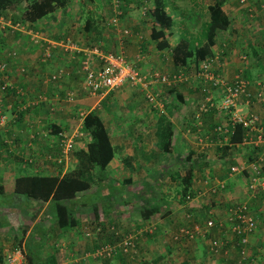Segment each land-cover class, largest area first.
Masks as SVG:
<instances>
[{
	"label": "crops",
	"instance_id": "crops-1",
	"mask_svg": "<svg viewBox=\"0 0 264 264\" xmlns=\"http://www.w3.org/2000/svg\"><path fill=\"white\" fill-rule=\"evenodd\" d=\"M87 1L90 2V0ZM193 1L197 0H190V5H195V2ZM214 1L215 0H199L200 8L197 9V11H199L200 13L203 10L204 14L205 12L207 13V16L204 17L203 21H200V25H202L204 21L209 19L207 7ZM220 1L222 9H224L233 19L231 25V30L233 29V31H231V36L226 35V32H224V36H222V38L217 37L216 43L213 46V54L210 56V58L213 57V70L222 73L228 80L232 81V78L235 74H242L240 71H244L243 67L241 66L242 63L241 61H239L235 65L236 69L231 78L229 79L227 77L229 75L230 67L233 65L232 60L235 59V55L231 53L227 54V51L229 50V46H232V43L237 36V32L235 31L236 29H238V33H240L241 31L242 35L248 32L249 37H247V44L250 45L248 47L251 53L254 55L253 57L255 58L253 64H257L256 62H259L264 65V56H262L261 54V52H264V32H261L262 36L258 35V32H260L259 29H262V27L259 26L258 29L257 26L254 25L252 29L250 28V31H248L247 28L243 29V20L241 21L240 16H238L240 20L237 19L238 12L244 11L246 18L248 20H252L251 18L254 11L256 13L258 11H262L263 15L264 11L258 6V0H245L246 2L244 3H239L238 0ZM151 2L152 1L149 0V2H144L143 4L139 5L140 12L144 17H142L141 19L134 17V24L140 22V25L137 24V26L139 27V29H141V31L139 30L136 32V39L140 42L139 46L143 49H146L144 48L143 44L151 40L150 32L146 30L142 32V29H145L146 27L151 28V24L153 23V20L150 18V16H147V14L145 13L146 8L151 5ZM184 2L185 0H167L166 9L170 12L171 8L175 9L171 12V15L174 18V23L171 26L172 29L170 30V32L168 31L169 29L166 30L168 32L167 38L170 46L174 45L177 42L182 28L180 25H182L183 27L186 26L188 28L189 23L184 22V20L187 19L188 21L191 20L193 22L189 26V28L196 27L199 24L198 20H200V14H198L197 16H193V18L190 19L184 16V12L187 13L188 16L190 14H193L192 11H187L181 8L180 5H177L184 4ZM96 3L97 2H95V4ZM18 5L19 7L17 10L19 11L21 5ZM137 5L138 2H135V5L130 6L129 9H136ZM65 6H67L68 10L65 9ZM65 6H62L56 13H54L55 22L50 20L46 15L42 17L41 22L43 24L51 25L54 23L55 27H58H54V29L56 30L54 33V38L43 36L41 34L38 37V40H35L34 42L33 39H29L28 41V38L24 41L25 43H22V40H18V42L14 43V49H7V52L5 51V53H0V58H9V70L11 71V73L8 74V80L11 81L12 85H14V88L22 89L24 91V94L26 95H24L23 97L24 100L18 102L15 94H13L12 92L8 93V91L12 90H7L4 93V90L1 89L0 85V112L4 113L6 117V121H4L0 125V185L2 186V190L0 189V196L11 195L12 197L19 200H23L21 197H28V201L30 202V206H25V209L16 206H14V208H11L10 205L0 206V217L5 218L7 222L4 225V227L7 228H4L0 225V261H3L4 264L7 253L16 247H20L23 251V263L29 264V258L32 259L33 257L32 254H29L27 250L28 247L26 241L28 236L34 232L36 236H40L42 239L43 245L41 248L44 250V252L42 253H44L45 257L53 256V258H55V264H108V262L110 261H112V264H148L150 262V264H169V262L170 264H182V262L185 260L188 261L189 264H241L238 262L239 243H237V246L231 243V239H233L232 235L228 236V230H224L218 224L216 225V222L219 221L218 223L225 225L229 223L227 218L228 208L233 203L245 201L247 202L251 201L252 199L257 201V198L254 199L252 198V196L257 197L258 195L255 192H251L247 188L251 173L250 169L244 168L239 172H231L230 165L238 163L245 164L247 167H249V165L260 166V182L261 184H264V148L261 145L258 146L248 140L232 144L228 141L229 134H227V132L226 135L219 134L214 130V125L211 133L208 128L212 127L211 125H209V123L213 124V121L211 119L209 122L208 120H205L204 123L203 120L206 117L210 118V116H212L213 118H215V125H229L226 113H224L223 109L218 107V104H216L214 101L215 98L220 99L219 91L215 88H213L214 90L210 88L208 89L209 92H206V94L204 93L205 95H211L212 93L213 96L211 101L213 105L209 106L206 111H203L205 113L201 112L199 116H196V112L194 113V110L193 113H191V108L197 109L199 102L203 101V98L205 96H201L199 84L192 86L191 84L184 83V79L187 78V74L186 72H184V69L186 66L190 65L189 62L193 57L189 58L188 62H186L185 64L176 66L172 62L171 48H160L153 40L152 43H150V45L152 44L150 52L141 51L142 53H137V56H139L137 61L138 63L140 62V64L138 65L139 68L143 71L158 69L162 72L167 73L181 71L184 75V79L172 85L164 84L162 88H157L155 86H151L150 88H148L150 90H153V92L155 93L158 91V94L156 95L157 98L155 99L156 101L154 102L149 101L148 98L145 99V97L147 96L146 89L139 85L124 83L123 85L119 86L118 92H120L122 88H127L130 93V97L134 95L132 101L136 112L134 116L137 119L144 117L145 121L147 119L146 115H148V118L153 117V113L150 112V108L151 110L155 111L157 109L156 107L159 108V112H157V115L161 110L172 119L174 132L173 142L175 143V147L173 151L170 152V155L173 157H178V155L180 154H184L185 157L187 153H183L184 150H187L188 152V150L192 147L191 144L186 140L187 135L183 134L186 135L185 137H183L179 134L178 131L180 130V123L183 122V120L185 121L186 119L185 116H182V118H180L179 114L181 113V111H183V114H181L184 115V112L190 109L189 117H191L190 120L192 121L194 120L193 115H195V117L197 118L201 116L202 119L200 118V120L198 121V123H200L198 129L202 130V135L199 138L200 141H198L197 143L200 144L201 147H206V145L204 144H212L214 153L212 152V158H209V156H207L203 163L206 167H208V169H205L204 172H210L209 179L206 178L204 181H202L198 178L196 180L197 175L194 174V182L192 181V187L194 191H196V197L198 198V201L204 203L209 202V208L213 211V220L215 225L207 227L201 220H198L196 223H199L201 225V229L204 231V233L196 236V238L192 239L191 241H187L185 239L186 237L183 236H181V240L179 241H170L169 238H171V235L176 232L177 228L186 227V225L183 224L187 219L184 213L185 208L181 203L182 197L177 193V190L175 189L177 185L176 182L172 184L171 181H168L167 186H164L159 179L158 181H155L153 179V174L162 168L158 160L159 149L157 148V145L155 143V128L157 116H155L154 118L155 126L152 133L149 134V136H146V134L143 135V140L140 145L135 146V149L139 148V150L141 151V153L139 154V159L137 158L138 154L134 153L133 151V141L129 145L124 142H118V146L122 147V149L118 151V157L115 158L114 154L112 159L105 166L109 174L111 172L117 173L118 171H120V173H123V181L127 180V182H129L130 177L133 175L131 173L133 172H138L149 176L150 180H148V183L150 184L146 183V185H148V187L152 186L153 188L154 186V188H156L157 193L154 195L156 198L154 196H151L149 191L146 197L151 201H148V199L146 198L144 199L145 201L143 199H141V201H148L152 206L155 207V211L152 215H146L144 213L145 210L143 206H141L143 214L139 217L133 216V213L131 215L122 216L116 213L105 214L103 211L97 213L95 212L94 214H92L93 212L90 210L87 201L84 200L86 192L88 190H91L92 186H90L88 189L79 191L71 201V207L73 210H75L74 215L77 219L76 224L73 226L59 227L58 225H53V209L52 203L49 200L45 201L43 205L37 206V198L27 194V190L17 189V181L15 180L16 177H20L22 175H31L33 173H58L62 175L82 166L80 165L82 161L79 159V153H77L76 151L69 152L62 162H57V160H54L56 156L60 155L61 149L58 133L61 130L68 132L71 129L72 131L75 130L76 127H81L82 119L80 118V113H85L86 111L92 110L93 108L97 111V104H99V101L96 102L95 100L96 98H99L98 96H90L86 92H84L81 83L82 78L80 82L76 81V73L73 69L68 72L66 77H70V80L72 82L71 84H79L78 89L80 90L79 92L81 96H83L80 99L76 96V99H74L73 101L65 100L66 88H64V79L62 77L65 75L66 71L59 78H50L52 72H54L58 68H64L62 67V65H59V61L61 60L62 55L65 56V54H68L69 58L65 56L70 61L67 63V65L73 67L77 61H81V58L84 54V52L81 53L82 50L73 51V49H65L62 45H59V43L63 39H56L59 35L62 34L59 31V28H61L63 31V28L74 26L72 25V22L75 21L74 17L77 16L76 13H79V11H81L77 7V5L71 8L72 12L69 11L70 9L68 7V3L65 4ZM95 6L98 7L99 4ZM234 6L237 8H234ZM249 7H251V11H248ZM93 8L95 7L91 4V7L88 10H91ZM64 11H69V15L72 16L70 21L66 24L61 21L65 18L63 14L61 15V13ZM97 11L98 10H96V12ZM175 11L178 12L175 13ZM73 14H75V16H73ZM1 18L2 17H0V19ZM144 23L146 27L144 26ZM84 25H86V22H84ZM12 26L14 25H11V27ZM187 28H185L184 30L186 31ZM14 29L17 28L14 27ZM234 31L236 32V34H234ZM115 34L117 37H120L119 34ZM189 35L192 37L191 34H188V36ZM258 40L261 46L253 45V42H258ZM9 43H13V41L6 42L5 44ZM54 43H56L58 46L54 45ZM119 43L122 44V41L120 40ZM235 44H238V42H235ZM251 44L253 46H251ZM2 45L3 43L0 42V47ZM218 45L220 47L216 49V46ZM46 46H50L51 49V52L48 56L44 54ZM18 47L19 52L17 54V50L15 48ZM60 47L65 50L60 49ZM86 48L87 47H84V49ZM10 50H15L16 53L15 55H11V57H8V53ZM166 50H168L169 54ZM239 52V58H247V52L241 51V49L239 50ZM242 55L245 56L243 57ZM22 64L25 65L27 71V73L25 74H21L20 72H18V69ZM193 65L194 67L196 66V63L194 61ZM250 66L251 64H249L247 68ZM77 68L78 70H82L79 67ZM242 75L246 76L245 73ZM247 75V77H250V79L252 80L250 89L254 92L256 89L255 82L259 79L264 80V68L259 73L258 71L257 73H254L253 71L249 70ZM79 76L82 77V75L80 74ZM203 81L209 83L204 78ZM174 86L175 89L172 90ZM190 86H192V88ZM10 88H12V86H10ZM203 89H206V87L203 86ZM177 90L182 94V102H179L178 97L176 96ZM198 90L200 91L199 97L198 95L195 96V91L198 92ZM162 93L165 94L166 99H169L168 101L165 100V96L162 95ZM106 94H104L103 96H105ZM103 96H101V98ZM243 99L245 100V102H242L240 104L242 110L244 112H254L258 114L261 124L264 125V103L259 102L255 98H251L250 100H246L245 98ZM79 101L87 102L90 107L88 109L79 110L80 112L78 113V115H75L74 119L73 115L75 111L72 108V104ZM99 114L103 116L102 113ZM194 121L195 123H197L196 120ZM106 127L110 134L113 147L115 142L113 140V137L111 136L113 135V133L118 134V140H129V138L127 137L129 135L128 131H120L119 133H117L116 131H112L111 134L107 124ZM84 133H87V131L84 130ZM138 134L139 133H132L131 136L138 137ZM132 137L131 140H133ZM203 137L205 138V140H203ZM147 140H150L151 143L147 144ZM77 142H75V146ZM225 144L228 145L227 150L229 151L226 150L225 152L224 149H222L223 151L220 150V148L218 149L219 146ZM154 147H156V153L153 152L152 148ZM232 147L236 148L235 152L230 151ZM194 150L195 151L193 154H210V151L207 152L204 149L199 150L197 149V147H195ZM221 154L224 155L223 158L219 157ZM176 158L172 159V161H176ZM26 165H28L30 169L27 168ZM130 168H132L131 173L129 172L131 170ZM243 174L246 175L244 179V188L245 192L247 193V197L243 196L240 199L232 200L231 198H237L240 196V194H242L241 184L238 182L237 177L239 175L240 178L244 177ZM166 175L170 176V173ZM99 177H102L101 173L99 174ZM139 177L141 176L139 175ZM127 182L125 184H121V187L124 188L123 190L125 191L124 199H129V201H131L130 203H132L139 197V194H141V197L139 198H143L144 193L140 192L141 189H143L142 186L140 187L139 192V187L137 190L135 189L138 192L136 193V191H134L132 188V184L135 183ZM195 182H197V184ZM221 184L223 185L220 186ZM212 185L216 187L215 191L213 192L211 191ZM143 186L145 187L144 184ZM102 188L103 190H105L106 186L103 184ZM261 188H263L264 192V185ZM257 190L259 191V188ZM153 197L154 199H152ZM143 201L142 203H144ZM124 205H127V203L124 202ZM33 207L34 211L32 210ZM250 212L257 220V228L260 226V223L263 226L262 215H260V213L257 211ZM38 222H40L41 227H39V229H35V225ZM146 222H151L154 225L156 224L155 226L157 227V229L154 234H150L147 236L144 234L143 236H141L142 233H138L136 235L134 246L132 248L134 253L137 252L136 258L133 256L134 258L131 260L129 257L122 255L124 254L123 252L120 255L113 256L109 259L106 256H94L93 251L97 247L103 244H109L110 236L112 239L120 236L123 237L125 234L131 231L136 232L141 228L140 226H142ZM173 228H175V230L174 232H171ZM11 229L15 230L16 233ZM35 230H38V232H36ZM256 231L257 229L249 234L248 242L245 244V247L248 253L251 255L250 261H252V264H264V234L263 240H261L258 235H255ZM169 234L170 237L167 240L170 242H166L165 237L167 238ZM223 236L229 238L230 241H228V239L226 240V242H223ZM5 237H7V239ZM9 237L13 239L15 238L16 241L14 242L12 240H8ZM18 237H23L21 243L18 242L20 240V238L18 239ZM214 238H217L221 241L220 249H214L211 247V241ZM253 245L254 247L256 245V250H258L260 253L249 252V248H251V246ZM147 249L149 251H147ZM142 252L143 254H140ZM144 252L151 255L144 254ZM233 252L236 253L234 254ZM134 253L132 255H135ZM146 255H149V257H146ZM144 259L146 261H144Z\"/></svg>",
	"mask_w": 264,
	"mask_h": 264
},
{
	"label": "rangeland",
	"instance_id": "rangeland-1",
	"mask_svg": "<svg viewBox=\"0 0 264 264\" xmlns=\"http://www.w3.org/2000/svg\"><path fill=\"white\" fill-rule=\"evenodd\" d=\"M100 1L101 0H92V2H89L87 0H65V4L68 3V7L70 9L69 11L72 12L71 8L76 6V5L81 11H79V13H76L77 16H75V14H73V16H75L74 18H75V21H76V22L75 21L72 22V25H74V26H72V27L70 26L69 28H63V31H62L61 28H59V31L62 34L59 35L58 38H56V39L62 38L63 39L62 41L71 42L73 44H76L78 47H82L83 46V47L90 48V47H93L94 45H96V46L100 47L104 51L107 50V51L115 52V51H119L120 50L121 52H123V54L126 56V58L128 60L132 61L136 65H139L140 62L138 63V61L136 60V58L138 59V57H139V56H137V53L141 52V51L142 52H150V49H151V46H152V44L150 45V43H152V40H149V41H147L146 43L143 44L144 48H146V49L141 48L139 46L140 42L137 41V39H136V30L131 28V27H133V24H134V17L135 18H139V19L144 17L142 15V13L140 12L139 5H137L136 9H132V8L129 9V7L135 5V1H138V0L129 1V7L125 8V16L122 19V24L123 25L125 24L128 27L129 31L131 32L133 30V32H132L131 35L127 36L126 39H124L122 44L119 43L121 39H120V37L116 36L115 31L111 30L112 31V34H111L112 36H111V35L108 34L109 31L106 28H103L104 29V34L102 35L101 38H99L97 40H91V36H92L91 32L84 25V22H85L86 18L88 17L87 14L91 13V10H88L91 7V4L94 5L95 8H93V9H95V11L98 10L97 12H99V13L104 15L103 16L104 19L105 18L107 19L109 17V15H110L109 12H105L104 13L103 5H99L98 7L95 6V5L100 4ZM189 1L190 0H185L184 4H177V3L176 4L180 5L181 8H183V9H185L187 11H192L193 12V14H190L189 16H188L187 13L184 12V16L189 18V19L193 18V16H197L198 14H200V17H199L200 20H198L199 24L196 27L189 28V26L193 22L191 20L188 21L186 19V20H184V22L189 23L188 24V28L186 26L185 27H183L182 25H180V26L182 27L181 28L182 31H184V29L187 28L185 33L191 34L192 37H197L199 35V33L202 31L201 29H202V25L203 24L200 25V23H201L200 21L201 20L203 21L204 17L207 16V13L205 12V14H204L203 10L200 13H199V11H197V9L200 8L199 7L200 6L199 0L193 1V2H195V5H190ZM262 1H264V0H258L257 1L258 4H259L258 5L259 7H260V2H262ZM95 2H97V3L95 4ZM103 2H104L105 5H107L109 3L108 0H104ZM238 2L240 3L239 0H238ZM18 4H20L21 8H22V7H25L26 2L24 0H16V5H18ZM235 6H234V8H237ZM18 7H19V5L17 7H13L12 6V7L8 8V9H6L5 13L3 14L2 18L0 19V42L3 43V45L0 47V53L1 52L5 53V51L7 49H14V47H15L14 43L18 42V40H22V43H25L24 41L28 38V41H29V39H33V42H34L36 39H38V37L41 34L43 36H49V37L54 38V33L56 31L54 29V27H55L54 23L51 24V25H45V24H43L41 22L42 18H39L36 21H32V22L30 20H28V19L21 20L22 18L20 17V13L17 10ZM60 8H61V6H58V8H56V10L50 11L46 16L49 17L50 20L55 22V17L50 18V16H54L55 15L54 13H56L58 11V9H60ZM65 9L68 10L67 6H65ZM172 10H175V9L171 8V12H172ZM262 10L264 11V9H262ZM69 11H64V12L61 13V15L63 14V16L65 17L64 19L61 20V21L64 22V24L68 23L70 21V19L72 18V16L69 15V13H70ZM76 11H78V10H76ZM177 12L178 11H175V13H177ZM244 13H245L244 11H239L238 15H237V19H239L238 16H240L241 21L243 20L242 21L244 23L243 24V29L247 28V30L250 31V28L252 29V27H254V25H256L258 29H259V26H260V27H262V29H259L260 32H258V35L262 36L261 32H264V15H263L262 11H258L257 13L254 11L253 15H252V18H251L252 20H248ZM206 19H207V17H206ZM17 21L18 22L20 21V23H21V24L19 23V26H16L17 25ZM232 21H233V19L231 18V22H230L229 28L226 31L225 30L221 31L220 34L226 32V35H230L231 36V31H233V29L231 30ZM203 23H205V21ZM9 24H11V25L15 24V25L11 27V25H9ZM33 24L37 28L34 29L33 28L34 27ZM137 24L140 25V22H138ZM144 26H145V23H144ZM14 27H16L17 29H14ZM55 28H58V27H55ZM11 29H14V30H11ZM137 29H139V27ZM139 30L141 31V29H139ZM144 30L150 32V28H148V27H146L145 29H142V32ZM22 31H25V32H22ZM235 31L237 32V36L234 39V41L232 43V46H229V50L227 51L228 52L227 54L231 53V54L235 55V59L232 60V62H233L232 64L233 65L230 67L229 75L227 77L229 79L231 78L232 74L235 72V69H236L235 65L239 61H241V63H242L241 66L243 67V70H244V71H242V70L240 71L242 74L245 73V75L248 76L247 74H248L249 70L253 71L254 73H257V71H258V73L261 72V70L264 68V65L262 63H259V62H256L257 64H253V62L255 61V58L253 57L254 55L251 53V51H250V49L248 47L250 45L247 44V41H248L247 37H249L248 36V32H246V34L242 35L241 31H240V33H238V29H236ZM235 31H234V34H236ZM37 35H38V37H37ZM175 36H176V34H175ZM14 40H15V42H14ZM223 40H224V38H223ZM11 41H13V43L5 44L6 42H11ZM235 42H238V44H235ZM55 45H57V44H55ZM253 45L261 46L259 40H258V42H253ZM253 45L251 44V46H253ZM63 47L66 49L65 46H63ZM218 47H220V46L219 45L216 46V49H218ZM15 49L17 50V54H18L19 47L15 48ZM46 49H48V46H46V48L44 50V54L46 53L45 52ZM60 49L65 50L62 47H60ZM240 49H241V51L247 52V58L246 59L239 58L238 54L240 53L239 52ZM68 50H71V49H68ZM50 51H51V49H50ZM73 51H79V50L73 49ZM166 51L168 53V50H166ZM77 53H80V52H77ZM81 53H83V51ZM261 54H262V56H264V52H261ZM65 56L67 58H69L68 54H65ZM65 56L62 55L61 60L59 61V65H62V67H64L63 68L64 72L66 71L65 75L62 77L64 79V85H65L64 88H66V90L69 89V88L74 89L76 91V93H77V98L80 99L83 96H81V94L79 92L80 91L78 89L79 84L78 85L77 84H71L72 82L70 80V77L68 78L66 76H67L68 72H70L73 69L75 71V73H76V81L80 82L82 77L79 76V74L82 75V70H83L82 69V62L81 61L80 62L77 61L75 63V65L73 64L74 65L73 67L69 66V65H67V63L70 62V61ZM78 64H79V66H78ZM189 64L190 65L186 66L185 69H184V72H186V74H187V78L184 79V83L191 84L192 86H194L196 84H199V87H200L201 90H202V87L205 86L207 88L206 92H209L208 89H210V88L213 89L214 87L210 86V83H207V82L203 81V77L202 76H198V75L195 74V67L193 65V61L192 60H190ZM245 64L246 65L247 64L248 65L251 64V66L247 68L248 65L246 66ZM21 66H25V65L22 64ZM77 67H79L82 70H78ZM126 83H129V82H126ZM129 84H131V83H129ZM163 86H164L163 84H157L155 87L162 88ZM192 86H190V87L192 88ZM80 87H81V85H80ZM152 87H154V85H152ZM118 90H119V87H116V88H114L112 90H109L107 92V94L105 96H103L101 99L96 98L95 99L96 102L99 101L98 102L99 104H97V111L99 113H102V115H103L102 118L105 120L104 122H106L111 134H112V131H116L117 133H119L120 131H122V132L128 131L129 132L128 133L129 135L127 136L129 138V140H118V134H116V133H113V135H111L113 137V140L115 141L114 142L115 158L118 157L117 156L118 151L120 149H122V147L118 146L119 145L118 142H122V143L124 142V143H127L129 145L133 141L134 145L132 146V148L134 149L133 150L134 153L138 154L137 158L139 159V156H140L139 154L141 153V151L139 150V148L135 149L136 148L135 146L140 145V143L143 140V138H142L143 135L146 134V136H149V134L152 133V131L154 129V126H155L154 118H155V116H157V112H159L158 111L159 108L156 107L157 109L155 111L151 110V108H150V112L153 113V117H149L148 118V115H146L147 119L145 121H144V119H145L144 117H141V118L137 119L134 116L136 112H135L133 101H132V98L134 97V95H132V97H130V93L127 90V88H122L120 90V92H118ZM193 92H191V93H193ZM199 92H200L199 90H198V92L195 91V96L198 95V97H199ZM212 92H214V91H212ZM162 95L165 96L164 93H162ZM145 99H147V97H145ZM165 100L168 101L169 99H166V96H165ZM214 101H215L216 104L220 103V99L219 98H215ZM72 105H73L72 108L75 111V113L73 115L74 119H75V115H78V113L80 112L79 110L88 109L90 107V105L87 102H80V101L76 102V103H73ZM189 110L190 109L185 111L184 115H182L183 111H181L182 114L181 113L179 114L180 118H182V116H185L186 119H185V121L183 120V122L180 123L181 124V125H179L180 126V130H178V131H179V134L181 136H183V137H185L187 135L186 136V140H187L188 143L191 144V146H192L191 148L195 149V147H197V149H199V150L204 149L207 152L210 151V154L208 153V155L204 154V153L192 154V159L196 160V162H197V163H195V166L193 167V173L195 175H197L196 180L199 178L200 180L204 181L206 178L209 179L210 172H204V170L208 169V167H206L205 164H203V163H204L205 159L207 158V156H209V158H212L213 153H214V150H213L214 148L212 147L213 146L212 144H208L207 145V144L203 143L204 145H206V147H201V145L197 143L198 141H200L199 138L202 135L201 134L202 130L198 129V127L200 126L198 124V121L200 120L201 116L199 118H197V120H196L197 123H195L194 120L193 121L190 120L191 117H189L190 116L189 115ZM193 110H194V113L197 112L196 108H193V109L191 108V113H193ZM193 117H195V115H193ZM210 119L215 121L214 120L215 118L210 116V118L206 117L203 120V122L205 123V120H208V122H209ZM209 125H211V124L209 123ZM212 128H213V126L211 128H208V130H210L211 133H212ZM68 132H72V129L70 131H68ZM132 133H139L138 137H134V136L132 137L131 136ZM183 134H186V135H183ZM131 137L133 138V140H131ZM116 140H117V142H116ZM203 140H205V138ZM77 141H79V142H77ZM74 142H77L76 146L74 145L73 149L70 152L76 151L77 153H80V151H79L80 149L86 148L88 146L87 145L88 142H89L88 134L76 137L74 139ZM148 143H151V141L147 140V144ZM152 149H153V152L156 153L155 152L156 147H154ZM227 151H229V150H227ZM230 151L231 152H235L236 148L232 147V149ZM183 153H187V150H184ZM158 154H159L158 160H159L162 168L159 169L156 173L153 174V179L155 181H158V179H159L160 182L163 183L164 186H167V182L168 181H171V183L173 184L175 181L172 180L170 178V176H168L166 174H168L170 172H173V170H175V169H182L184 166H187L186 163H189V162H186V159L184 158V154L183 155L180 154V155H178V157L176 156L177 158L171 156L169 153H165V152H162L160 150H159ZM219 157L223 158L224 155L221 154ZM174 158H176V161H174V160L172 161V159H174ZM177 160H179V161H177ZM26 167L29 168L28 165H26ZM130 169L131 170L129 172L131 173L132 172V168H130ZM93 171H94V173L96 175L101 173L103 178H102V180H98L96 178V180L94 182V188L91 187V190H88L86 192L85 196H84V200L87 201V204L89 205V208H90V210L92 212L103 211L105 214L116 213V214L122 215V216L131 215L133 213V216H138L139 217L140 215L143 214L141 206H143L146 203H150L148 201H151L150 199H148L146 197L148 192L150 191L149 193H150L151 196H154L157 193V190H156V188H154V186L152 188V186L148 187V185H146V183H148V180H150L149 176H146V174L133 172V173H131L133 175L130 177L129 182H127V180L123 181L124 174L120 173V171H118L117 173L111 172L110 174H112V175H110L108 170H107V168H103V167H100L98 165H96L94 167ZM211 173H214V172H211ZM139 175L141 177H139ZM243 176L244 177H241V178H240V175L237 177L238 182L241 184V193L242 194H240V196L237 197V198H231L230 197L232 200L240 199L243 196L247 197V193L245 192V188H244L245 187L244 186V183H245L244 179H245L246 175L243 174ZM113 178H114V181H113ZM121 179H122V182H121ZM145 180H147V181H145ZM126 182L127 183H131V182L135 183V184H132V188H133L134 191H136L138 189V187H139V189H138V192H139L140 191V187L142 186L143 189H141L140 192L144 193L143 198H139V197H141V194H139V197L135 201H133L132 203H130L131 201H129V199H124L125 191L123 190L124 188L121 187V184H125ZM195 183L197 184V182H195ZM103 184L106 186L105 190H103V188H102ZM143 184L145 185V187L143 186ZM148 184H150V183H148ZM134 185H135V188H134ZM138 192L136 191V193H138ZM255 193L258 196L257 197H253L252 196V198H254V199L257 198V201L252 199L251 201H247V204H248L249 208L251 209V211H255V212L257 211V212L260 213V215H262V219H263L262 220V224H263V226L260 223V226L257 228V231L255 232V235H258V237L261 240H263V234H264V192H263V188L260 187L259 191L257 190ZM154 197L152 199H154ZM21 198L23 200H19L17 198H14L11 195L0 196V203H1L0 206L10 205L11 208H14V206H16V207H20L22 209H25V206H30V202L28 201V197H25V198L21 197ZM145 198L148 199V201L146 200L147 202H144ZM141 199L144 200V201L142 200L144 203H142ZM124 202L127 203V205H124ZM159 205H162V204H159ZM94 207H96L95 211H93ZM82 214H84V213H82ZM189 217H190V219L188 221L186 220L185 223H187V224L188 223L189 224L193 223L194 224V222L198 221V220H195L193 218V215H191ZM200 220H203V218H202V216L199 215V221ZM6 223H7L6 219L3 218V217L2 218L0 217V225L2 227H4V225ZM149 223H151V222H146L142 226L145 227ZM53 225L56 226L57 224L54 223ZM35 226H36V229H37V225H35ZM177 227H178V225H177ZM4 228H7V227H4ZM175 228H173L171 230V232H174ZM11 230H13V229H11ZM13 231L16 233L15 230H13ZM41 231H42V229H41ZM155 232H152V233L154 234ZM170 234L168 235L167 238L165 237L166 242H170V241L173 242L175 240V238L173 239L175 234L171 235L172 239L169 238ZM141 236H143V235H141ZM141 236H140V239H141ZM39 237L40 236H37L33 240H31V245H33L35 247V243H36V249H38L37 251H38L39 255L41 257H45L44 253H42V252H44V250L41 248L42 245H43L42 244V240ZM5 238L7 239V237H5ZM119 238L112 239L113 240L112 242L115 243V242L119 241ZM168 238L170 239V241L167 240ZM185 239L187 241H191L192 240V239H187V238H185ZM8 240H12L14 242L16 241L15 238L13 239V238H10V237H9ZM22 240H23V237L18 242L21 243ZM179 240H181V238H178V240H176V241H179ZM231 243H233L235 246H237L236 240L231 241ZM33 250H34V248L31 249V254L34 256L35 253L33 252ZM147 251H149V250L147 249ZM249 252H251V253H255V252L256 253H260L258 250H256V245H255V247H254V245L251 246V248H249ZM123 253L124 254H122V255H125L126 257H129L131 260L134 257L135 258L137 257V252L134 253L132 248H130V250L128 252H123ZM133 253L135 255H132ZM233 253L235 254L236 252H233ZM120 254H121V252H118L117 255H120ZM140 254H143V252L140 253ZM144 254H149V253L144 252ZM149 255H151V254H149ZM149 255H146V257H149ZM0 256H1V253H0ZM144 261H146V260L144 259ZM108 264H112V261L108 262ZM169 264H170V262H169Z\"/></svg>",
	"mask_w": 264,
	"mask_h": 264
},
{
	"label": "trees",
	"instance_id": "trees-1",
	"mask_svg": "<svg viewBox=\"0 0 264 264\" xmlns=\"http://www.w3.org/2000/svg\"><path fill=\"white\" fill-rule=\"evenodd\" d=\"M24 1L26 2V4L25 7H22L19 10L20 17L22 18L21 20L28 19L31 22L44 17L50 11L56 10L58 6L62 7L65 5V0H24ZM103 1L104 0H101L99 5H103L104 13L109 12L110 14L109 17H110L111 14L113 13V1L108 0L109 3L107 5H105ZM129 1L132 0H121V4H120L121 5L120 7H122L121 8L122 13L120 17L121 24H122V19L125 16V8H127V6L129 7ZM150 1H152L151 5L146 8V12H145L147 16H150V18L153 20V23L151 24V28H150V39L155 41L156 45L160 48L163 47L171 48L172 62L176 66L185 64L186 62H188V59L191 57H193L191 60L194 61L195 63H197V61H199L202 58H206V57L209 58L213 54V46L216 43L217 37L222 38V36H224V33L220 34V32L223 30H227L230 26V22H231L230 15L224 9H222L221 1L215 0L207 7L209 19L206 20L205 23H203L201 29L202 31L199 33V35L197 37H191L190 35L188 36V34L185 33V30L184 31L181 30L177 42L174 45L170 46L167 38L168 32L166 30L169 29L168 31L170 32V30L172 29L171 26L174 23V18L171 15V12L166 9L167 0H150ZM135 2H138V5H140L143 4L144 2L146 3L149 2V0H138ZM12 6L17 7L16 0H0V17L3 16L6 9ZM98 13L99 12H96L95 9H91V13L87 14L88 17L85 20L86 22L85 26L88 30H90L92 35L91 40H97L101 38L102 35L104 34L103 28H106L109 31L108 32L109 35L112 34L111 30H114L115 33L120 35V39L122 42L124 41V39L127 38V36L132 34L133 30L130 32L125 24H124L125 26L123 24L122 26L123 28H127V32L124 31L118 32V30L116 29L113 23H108L109 17L107 19L106 18L104 19L103 17L104 15ZM50 18H52V16H50ZM33 28L35 29L37 27L34 25ZM131 28L136 30V32L139 30L137 29L138 28L137 24H133V27ZM5 72L7 74L11 73L10 70L9 71L7 70ZM18 72H20L21 74L27 73L26 69L22 71L20 67L18 69ZM5 81H7V79L4 77L3 73L0 72V85ZM173 89H175V86L172 88V90ZM7 90H12V91H8V93L12 92L13 94H15L18 102L24 100L23 97L25 94L22 89L14 88V85H12V88L7 87L3 92L5 93V91ZM200 91H201L200 92L201 96L206 94V89H203V87L202 90L200 89ZM176 96L178 97L179 102H182L181 101L182 94L180 91L178 90L176 91ZM194 120H197V117H194ZM198 124L200 125V123ZM215 124H216L215 121H213V124H211V126L213 125L215 126ZM82 129L86 130L89 136V142L87 144L88 146L86 148H82L79 150L80 151L79 159L82 161L80 165L82 166L78 167L77 169H74L73 171H69L68 173H64L62 175L58 173H33L31 175H22L20 177L15 178V180L17 181V189L27 190V194L37 198V206L43 205L47 200H49L52 203V209H53L52 221L55 224H57L59 227L73 226L76 224L77 219L74 215L75 210H73L71 207L72 199L77 195L79 191L88 189L90 186L93 187L96 178L98 180H102V177H99L100 173L98 175L94 173L93 171L94 167L98 165L100 167L105 168V166L108 164V162L112 159L114 155V147L110 138V134L108 132V129L106 127V124L102 116L99 114L98 111L92 109L84 113L82 119ZM244 130L245 128L242 126V124L237 123L235 125V128L233 129V132L228 133L229 142H231L232 144L241 142L243 140V136L245 132ZM155 136H156L155 143L157 145V148L162 152L170 154V152H172L175 147V143L173 142V136H174L173 121L166 113L162 111H160V113L157 115ZM219 148L220 150L224 149L226 152L228 145L225 144L219 146L218 149ZM193 153H194V149L190 148L184 157L186 159V162L189 163H186L187 166H184L182 169H175L173 170V172H170V178L174 180L177 184L175 189L177 190V193L182 197L181 203L185 208L184 213L186 215L185 217L187 221L190 219L189 216L191 215H193V218L195 220H199V215H200L203 218V220L201 221L206 225V221L208 219H211V217L213 219L214 215L213 212L209 211L210 210L209 202L204 203L198 201V198L196 197L197 196L196 191H194L192 187V181L194 178L193 167L195 166V163H197L196 160L192 159ZM0 189L2 190L1 185H0ZM188 194L189 197H187ZM143 208L146 211V212L144 211V213L148 216L152 215L153 212L155 211L154 210L155 207L152 206L150 203L144 204ZM93 209H94L93 211H95L96 207H94ZM32 210L34 211V207ZM94 213L95 212H93L92 214ZM218 222L219 221L216 222V225L218 224L224 230H228L227 232L228 236L232 235L233 239L231 240L232 241L236 240V242L239 243V248H240V245H242V243L240 242V235L237 232H234L230 228V224L227 223L225 225ZM195 223L196 222H194V224ZM194 224L184 223L183 225H186V227L188 226L187 228H193ZM36 225H37V229L41 227L40 222H38ZM155 225H153L154 228L152 232H155L157 229ZM212 225H215L214 220L212 224L206 226L210 227ZM180 228H177L176 232L174 233L177 235L176 238L174 237L175 240H178V238H181V236L189 239L196 238V236L195 237L186 236L185 235L186 233L182 232ZM35 231L38 232V230ZM131 232H135V231H131ZM152 232L143 231L142 235L145 234L147 236L153 234ZM125 235L123 237L120 236V238L119 237L117 238H119V241H121L125 237ZM35 237L37 236L33 232L31 233V235L28 236L26 241L28 247L27 250L29 254L31 253V249L33 248H34L33 252L35 253L34 254L35 257L32 255L33 258L32 259L29 258L28 260L29 264H55V258H53V256L41 257L37 251L38 249H36V243H35V247L31 245V240H33ZM19 238L20 237H18V239ZM112 239L110 236L109 244L111 245H114L117 242H119L117 241L113 243ZM228 239L229 238L225 236H223L222 238L223 242H226V240ZM228 241H230V239ZM220 246H221V241L219 243V247L217 248L220 249ZM118 252L122 253L123 251L118 249L117 252H114L110 256H106V257L111 258L113 256H117ZM247 258L248 260H250L251 255L249 254ZM0 264H3V261L2 262L0 261ZM182 264H189V262L185 260L182 262ZM242 264H246V262L243 261Z\"/></svg>",
	"mask_w": 264,
	"mask_h": 264
},
{
	"label": "built area",
	"instance_id": "built-area-1",
	"mask_svg": "<svg viewBox=\"0 0 264 264\" xmlns=\"http://www.w3.org/2000/svg\"><path fill=\"white\" fill-rule=\"evenodd\" d=\"M113 1V13L108 19V23H113L118 30L127 32V28H123L120 23V17L122 13L121 0H112ZM240 2H246L245 0H240ZM260 7L264 9V1L260 2ZM248 11H251V7L248 8ZM20 22H17L16 26H19ZM16 24V23H15ZM14 24V25H15ZM21 24V23H20ZM38 37V35H37ZM38 40V39H36ZM56 43H54L55 45ZM59 45L65 46L66 49H76L82 50L84 52L81 62H82V88L84 92L88 95L98 96L101 98L109 90H112L116 87L123 85L126 82H129L134 85L142 86L146 89V97L149 101L154 102L157 98L153 90H150L152 85L156 86L158 83L172 85L182 79L184 75L181 71H175L172 73L162 72L158 69H152L150 71H143L139 68L138 65L134 64L132 61L128 60L126 56L121 51H104L100 47L94 45L93 47L86 48L78 47L76 44H73L68 41H61ZM46 55L50 54V46L45 51ZM15 50H10L8 57L15 55ZM243 57L245 55H242ZM9 58H0V72L3 73L7 81L1 84V89L5 90L7 87L12 86L11 81L8 80V74L5 71H9ZM212 58H202L196 63V75L202 76L206 81L211 83L212 87H215L220 93V103L218 107L222 108L224 113H226L228 118V126L224 124H217L214 127V130L219 134L226 135L232 133L235 125L241 123L245 128L244 136L242 141H250L256 145H261L264 148V125L261 124L260 117L254 112H244L240 104L251 98L257 99L259 102L264 103V80H257L255 82L256 89L253 92L250 89L252 80L242 74L237 73L233 76L232 81L228 80L222 73L216 72L212 68ZM20 69L25 70V66H21ZM64 74V70L58 68L51 73L50 78L56 79L61 77ZM207 91V88H206ZM76 91L74 89H68L65 92V100L73 101L76 99ZM41 97V96H40ZM45 98V97H44ZM46 99V98H45ZM212 95H205L203 101H200L196 116H199L201 112L206 111L209 106L213 105ZM84 112L80 113V118L83 119ZM6 121L4 113L0 112V125ZM84 130L81 127H76L72 132H67L64 130L59 131L58 137L60 142V155L56 156L54 159L58 162H61L69 153L74 144V139L83 135ZM254 163V162H253ZM244 168H249L250 178L248 181L247 188L251 192H256L260 187H263L264 184L260 182V166L249 165L247 167L245 164H232L230 165L231 172H239ZM221 184L220 186H222ZM215 186H211V191H215ZM189 197V194L187 195ZM213 212L212 209L209 210ZM247 202H235L228 208V224L230 228L237 232L240 235V242L242 245L239 248L238 253V262L242 263L243 261L246 264H252V261H248L247 256L249 255L246 250L245 244L248 242V236L257 229V220L254 215L250 212ZM188 216V215H187ZM213 223V219H208L206 225ZM153 223H149L145 227L141 226L140 229L136 232H129L125 237L117 242L114 245L103 244L97 247L93 254L94 256H110L112 253L117 252L118 249L123 252H127L130 248H133L136 235L142 233L143 231H153ZM182 232H185L188 237H195L204 233L201 229L199 223H195L193 228L182 227L180 229ZM175 238L177 235L175 234ZM189 239V238H188ZM219 239H213L211 241V247L217 249L219 247ZM117 250V251H116ZM23 251L20 247H16L7 253L4 264H23L22 261ZM263 264V263H261Z\"/></svg>",
	"mask_w": 264,
	"mask_h": 264
},
{
	"label": "clouds",
	"instance_id": "clouds-1",
	"mask_svg": "<svg viewBox=\"0 0 264 264\" xmlns=\"http://www.w3.org/2000/svg\"><path fill=\"white\" fill-rule=\"evenodd\" d=\"M17 22H18V21H17ZM19 22H20V21H19ZM10 25H11V24H10ZM246 77H247V76H246ZM248 78H250V77H248ZM163 85H164V84H163ZM214 88H215V87H214ZM69 89H72V88H69ZM215 89H216V88H215ZM67 90H68V89H67ZM67 90H66V91H67ZM213 90H214V89H213ZM211 95H212V93H211ZM212 97H213V96H212ZM83 130H84V129H83ZM85 131H86V130H85ZM83 135H87V133H84ZM79 136H81V135H79ZM77 137H78V136H77ZM228 141H229V139H228ZM74 143H75V142H74ZM258 146H259V145H258ZM73 147H74V144H73ZM73 147L71 148V150L73 149ZM71 150H70V151H71ZM70 151H69V152H70ZM64 159H65V158H64ZM64 159H63V160H64ZM54 160H55V159H54ZM63 160H62V161H63ZM62 161H61V162H62ZM57 162H58V161H57Z\"/></svg>",
	"mask_w": 264,
	"mask_h": 264
}]
</instances>
